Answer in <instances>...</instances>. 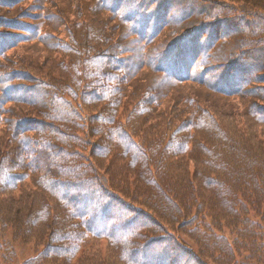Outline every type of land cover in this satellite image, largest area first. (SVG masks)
I'll return each instance as SVG.
<instances>
[{
  "label": "trees",
  "instance_id": "1",
  "mask_svg": "<svg viewBox=\"0 0 264 264\" xmlns=\"http://www.w3.org/2000/svg\"><path fill=\"white\" fill-rule=\"evenodd\" d=\"M43 2L0 3V264H264V0Z\"/></svg>",
  "mask_w": 264,
  "mask_h": 264
},
{
  "label": "rangeland",
  "instance_id": "2",
  "mask_svg": "<svg viewBox=\"0 0 264 264\" xmlns=\"http://www.w3.org/2000/svg\"><path fill=\"white\" fill-rule=\"evenodd\" d=\"M4 0H0V3H3ZM11 2H13L14 0H9ZM51 2H54L55 3V0H51ZM28 4L29 6L27 7H24L22 6L20 8V10H22V14H19L17 16V19L20 20V21H23L24 23H27V22H30V23H36V21H34V14H38L40 12H38V10H43V9H46V10H53L54 11V8L51 4H49L48 6L44 5V2L43 0H28ZM53 11L51 12L50 11V14L47 15L48 17L46 18L47 22L46 24L47 25H52V26H57L56 25V21L53 20V17L54 15H52ZM54 19H56V17L54 16ZM22 23V22H21ZM0 33L4 34V33H8V31L6 29H0ZM35 44V43H33ZM46 44L43 43V45L41 46V49H45V46ZM37 46V44H36ZM6 62V61H5ZM5 62H3L2 64H5ZM45 63V62H44ZM23 92H26V90L24 89ZM21 94H24V97H26L27 99H30V98H35V95L34 94H26V93H22L20 92ZM12 107H16L17 106H12ZM256 222H260V220L258 219H255ZM225 234L227 236H229L231 234V231H225ZM16 251H17V259H16V264H25L26 263V260L30 259V258H33L35 253L33 252V250L28 247V246H25V247H21L20 245H17L16 246Z\"/></svg>",
  "mask_w": 264,
  "mask_h": 264
}]
</instances>
